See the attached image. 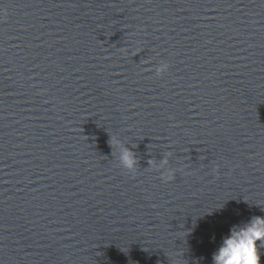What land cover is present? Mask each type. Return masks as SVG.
Listing matches in <instances>:
<instances>
[{
	"label": "clouds",
	"instance_id": "clouds-1",
	"mask_svg": "<svg viewBox=\"0 0 264 264\" xmlns=\"http://www.w3.org/2000/svg\"><path fill=\"white\" fill-rule=\"evenodd\" d=\"M122 159L126 166L134 165L130 152L125 151ZM261 248H264V217L255 216L229 230L212 255L213 264H261Z\"/></svg>",
	"mask_w": 264,
	"mask_h": 264
}]
</instances>
